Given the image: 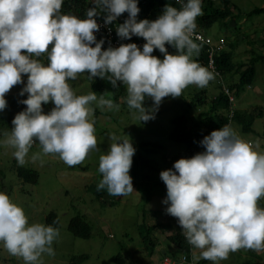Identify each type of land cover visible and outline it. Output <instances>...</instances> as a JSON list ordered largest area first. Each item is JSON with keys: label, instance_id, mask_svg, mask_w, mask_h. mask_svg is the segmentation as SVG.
Listing matches in <instances>:
<instances>
[{"label": "clouds", "instance_id": "obj_1", "mask_svg": "<svg viewBox=\"0 0 264 264\" xmlns=\"http://www.w3.org/2000/svg\"><path fill=\"white\" fill-rule=\"evenodd\" d=\"M63 2L0 0V112L7 108L6 94L23 84L27 75L20 93L28 94L21 101L26 110L14 117L11 132L5 131L0 141L15 149L19 166L27 162L37 141L43 155H58L70 167L99 150L91 105L117 111L119 105L105 99L110 93L99 98L95 92L77 95L69 81L80 74L88 73L89 80L106 79L113 88L118 82L125 85L127 105L143 122L155 119L164 98L180 97L190 85L205 88L215 79L213 71L193 59L201 51L194 37L198 39L202 0H187L180 10L168 4L154 21L137 20L138 0H93L86 19L62 14ZM102 13L105 24L128 13L117 26V35L143 38V50L135 43L102 50L105 41L97 42L95 36L101 27L96 18ZM166 45L177 54H169ZM157 49L163 60L152 55ZM45 54L47 65L33 58ZM146 97L152 99V108L144 106ZM49 102L55 107L44 114L42 105ZM109 138L114 142L99 158L103 179L97 190L127 196L134 192L129 173L136 149L126 135L123 140ZM201 145L203 153L181 158L174 171L160 173L167 188L163 203L170 204L167 214L178 219L181 234L200 250V258L213 264L240 249L264 251V208L258 203L264 199V152L259 140L247 142L226 124L205 136ZM42 154H33L32 161L39 159L43 165ZM58 236L59 229L51 225H29L23 208L0 192V243L10 255L22 258L24 264H44L45 254L55 256L52 245Z\"/></svg>", "mask_w": 264, "mask_h": 264}, {"label": "rangeland", "instance_id": "obj_2", "mask_svg": "<svg viewBox=\"0 0 264 264\" xmlns=\"http://www.w3.org/2000/svg\"><path fill=\"white\" fill-rule=\"evenodd\" d=\"M229 1L235 8L232 16L235 18L232 22L219 20L205 32L215 41L223 37L228 44H234L235 64L249 63L252 59L260 57L255 65L254 82L236 99L235 109L251 114L260 108L264 113V13L251 14L256 9H264V0ZM216 5L221 7L222 3L219 1ZM238 78L237 74L225 75L226 84L228 85L230 80L237 81ZM22 79L24 83L14 86L6 95L20 98L28 96L27 93L20 95L27 84V75ZM95 79L96 77L89 80L88 73H83L77 80L69 83L77 95H87L94 92L92 86ZM202 91H207L208 97L211 98L219 93L217 85L212 81L205 88L190 85L183 90L182 96L164 98L155 112V119L148 122L140 121L139 113L128 107L127 92L119 102L112 99L114 104L119 105L118 111L109 110L107 107L102 110L94 102L91 106L95 109V135L99 150L91 152L85 161L77 166L66 165L58 155H43L38 141L30 149L26 157L27 162L19 166L13 156L15 149L0 143V192L7 194L14 203L23 208L29 225H46V218L51 213L57 214L60 219L59 236L52 245L55 256L45 254L42 257L44 264H114L112 258L118 255L124 257L126 264H162L163 254L159 255L156 250L162 253L166 251L168 256L174 259L184 255L168 239L167 236L171 234L168 229L159 232L156 230L150 235L152 239H157V246L153 247L143 239L147 235L145 230L148 227L164 222L166 218L161 210L163 202L160 194L156 193L149 202L146 194L139 192L137 186L133 193L121 200L109 195L106 188L97 190L98 183L103 179L99 172V158L107 154L110 144L114 142L110 140V136L123 140L126 135L130 137L136 149L133 158L142 155L152 161V173H156L157 179L161 180L160 173L169 169L174 171V163L184 158L186 153L183 144L169 139L171 132L176 128L182 130L185 125L190 128L202 118L203 113L211 110L210 102L201 108L190 106L195 95ZM96 95L99 98L102 94ZM110 96L105 95V99H110ZM144 106L152 108V99L146 97ZM42 107L44 114H48L55 105L49 102ZM15 113L16 111L8 109L0 112V141L5 139V131L10 133L9 118ZM229 125L241 139L247 142L259 140V150L264 152V114L255 118L253 131L250 133L242 132L241 126L236 122ZM140 144H154L160 146V149L148 156L137 146ZM36 153L42 154L43 165L39 159L32 161L31 157ZM18 167L37 171L40 175L38 184L24 183L18 178ZM262 200L264 202V199ZM76 217L90 225V239L75 238L68 231L70 221ZM179 229H176L175 234L181 233ZM82 256H87L88 259L79 263L78 259ZM195 257L192 258L195 264L204 260L200 258V251ZM0 264H24V261L10 255L0 243ZM205 264L213 262L206 260ZM219 264H264V251L240 249L230 253L228 259L219 261Z\"/></svg>", "mask_w": 264, "mask_h": 264}, {"label": "trees", "instance_id": "obj_3", "mask_svg": "<svg viewBox=\"0 0 264 264\" xmlns=\"http://www.w3.org/2000/svg\"><path fill=\"white\" fill-rule=\"evenodd\" d=\"M219 1L222 3L221 7H218L216 4ZM216 2L207 1L202 6L203 15L198 17L196 20L197 27L205 32V30L211 28L216 22L219 20H225L232 22L235 18L233 16V6L229 0H219ZM170 4L173 7L179 8L177 0H138V7L140 12L138 14L137 20L147 19L149 21L156 20L160 15H162L163 10L166 5ZM93 0H64L61 13L67 15H74L80 19H86V13L89 8H92ZM235 9V8H234ZM264 13V9H256L251 14H261ZM127 14V13H124ZM122 14V15H124ZM105 14H101L96 19H104ZM143 38L133 36L130 40L132 41H140ZM221 39V38H220ZM226 40V39H225ZM227 42V41H226ZM201 46V51L199 56H195V60H197L202 66L207 68V55L205 54V48L202 44L197 43ZM169 54H177L176 49H174L171 45H166ZM143 49H141L142 51ZM233 52H234V44L226 45V48L221 51L216 56V68L224 78V83L227 86L229 92L234 96L235 100L254 82L256 77V69L255 65L260 60L259 58L252 59L249 63H241L235 64L233 62ZM152 55L157 58L163 60L164 56L159 52V50H154ZM35 59H39L42 63L47 65V55H42L40 57H33ZM233 75L237 74L239 77L237 81L230 80L229 84H226L225 75ZM25 76V75H24ZM23 76V77H24ZM22 77V78H23ZM215 82L219 93L214 97H208L207 91L199 92L195 95L192 100L190 106L192 108H201L207 102H210L211 110L207 113L202 114V118L195 122L190 128L187 125L184 126V129L176 128L171 132L169 139L183 144L186 147V153L184 158L190 159L194 155L203 153L205 148L202 147L201 141L205 136L211 134L214 130L221 129L224 125L230 124L229 111H230V102L228 96L223 92L222 85L220 81L216 78L212 81ZM92 89L94 92L98 94L110 93V99H114L119 102V99H122L126 94V86L122 83L118 82V87L113 88L111 83L106 79H100L96 77L93 82ZM28 96L25 97H14L6 95L5 99L7 100V108L8 110L16 111L13 117L9 118V131L13 128L12 120L14 117L20 113L21 111L26 110V105L22 104L21 101L27 99ZM262 109L258 108L254 111V113H241L235 110V114L231 122H236L241 126L242 132L250 133L253 131V122L255 118H259L263 116ZM139 148L143 149L146 155H151V152H154L160 149V146L154 144H140L137 145ZM136 146V147H137ZM1 152V146H0ZM153 164L152 161L148 160L142 155H138L133 158L132 167L130 169L129 175L136 179V186L138 187V191L142 194H146L147 200L150 202L156 193L161 195L162 202L167 198V188L162 180H158L156 173H152ZM155 172L159 171L155 170ZM17 177L20 178L24 183L36 185L39 182L40 175L37 171L31 170L24 167H18L16 169ZM155 174V176H154ZM124 196H116L118 200H121ZM259 207L264 208V202L261 199L259 202ZM170 204L163 203L162 213L165 214L166 218L164 222L157 223L153 226L148 227L145 231L147 235L143 237V239L151 244L153 247L158 245L157 239H152L150 235L154 231L161 230H172L174 225H179L178 219L172 217L167 214V207ZM46 225H51L55 228H60V219L57 214L51 213L46 218ZM180 226V225H179ZM68 231L72 236L79 239L88 240L91 238V227L80 217H76L72 219L68 226ZM177 248L187 256L188 260L192 258V252L194 247L188 243L183 234H174L168 238ZM156 248V247H155ZM155 251V250H154ZM153 251V253H154ZM156 252L159 255H162V251ZM152 253V252H151ZM163 258L168 256V253L165 251V255H162ZM169 257V256H168ZM162 258V259H163ZM88 259L87 256L79 257V263H82ZM174 259V257H172ZM114 264H126V260L122 255H118L112 258ZM206 260H200L197 264H205ZM76 262L72 263L75 264Z\"/></svg>", "mask_w": 264, "mask_h": 264}, {"label": "built area", "instance_id": "obj_4", "mask_svg": "<svg viewBox=\"0 0 264 264\" xmlns=\"http://www.w3.org/2000/svg\"><path fill=\"white\" fill-rule=\"evenodd\" d=\"M207 1L216 2L219 0H202L201 6H203ZM177 3L179 6L178 10H180L182 9L183 5L187 3V0H177ZM126 19H128V13L121 15L111 24H105L104 19H97V23L100 24L101 27L100 30L95 33V36L97 42H99L101 39L105 41L102 50H107L109 46L113 48H118L119 46H121V44H129V43H135L138 46V48H140V50L143 49V45L146 43L144 39L135 42L128 39H121L117 35V31H116L117 26L123 24ZM195 36L198 37V39L194 37V42L202 44L205 48V54L207 55V60H208L207 68L216 74V78L220 81V84L222 85L223 92L229 98V102H230L229 118L231 123V120L233 119L236 110L235 109L236 100L234 96L229 92L227 86L225 85L223 75L216 68V56L226 48L227 42L224 38L215 41L211 37L207 36L198 27L196 29ZM92 46L94 47L95 45ZM132 180H133V187L135 188V182H134L135 179L133 177ZM181 230L183 232L182 228ZM162 264H195V263L193 262L192 258L191 260H188L187 256L183 255L179 259H172L166 256L163 258Z\"/></svg>", "mask_w": 264, "mask_h": 264}, {"label": "crops", "instance_id": "obj_5", "mask_svg": "<svg viewBox=\"0 0 264 264\" xmlns=\"http://www.w3.org/2000/svg\"><path fill=\"white\" fill-rule=\"evenodd\" d=\"M234 10H235V9H234V7H233V11H234ZM204 33H205L207 36H209L206 32H204ZM220 38H223V37H220ZM220 38H219V39H220ZM136 189H137V188H136ZM161 210H163V209H161ZM178 228H180L179 225H174V226H173V229L170 230V233H171L170 236H167V235H166V236H167L168 238L171 237L172 235H174V234L177 232ZM176 229H177V230H176ZM179 230L181 231V229H179ZM199 251H200V250H196V249H194L193 252H192V254H194V253L196 254V253L199 252ZM178 257H179V256H178ZM161 262H162V261H161Z\"/></svg>", "mask_w": 264, "mask_h": 264}, {"label": "water", "instance_id": "obj_6", "mask_svg": "<svg viewBox=\"0 0 264 264\" xmlns=\"http://www.w3.org/2000/svg\"><path fill=\"white\" fill-rule=\"evenodd\" d=\"M165 253H163V255H164Z\"/></svg>", "mask_w": 264, "mask_h": 264}]
</instances>
